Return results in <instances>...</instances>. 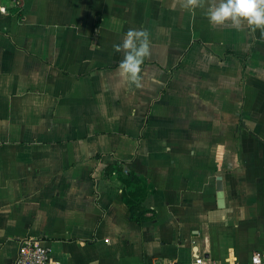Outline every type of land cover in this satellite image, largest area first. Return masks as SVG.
<instances>
[{
    "label": "crops",
    "instance_id": "0c3cea01",
    "mask_svg": "<svg viewBox=\"0 0 264 264\" xmlns=\"http://www.w3.org/2000/svg\"><path fill=\"white\" fill-rule=\"evenodd\" d=\"M218 2L0 0V264L24 237L52 264L264 260V27ZM116 164L154 188L140 222Z\"/></svg>",
    "mask_w": 264,
    "mask_h": 264
},
{
    "label": "clouds",
    "instance_id": "9594fccd",
    "mask_svg": "<svg viewBox=\"0 0 264 264\" xmlns=\"http://www.w3.org/2000/svg\"><path fill=\"white\" fill-rule=\"evenodd\" d=\"M196 4L197 0H189ZM210 23L217 24L230 20L239 27L246 20L249 25L264 27V0H219L208 11ZM147 34L130 30L121 45H116L117 51H124V58L120 62L119 71L137 86L140 82L139 72L143 58L147 55L146 47H139L137 41Z\"/></svg>",
    "mask_w": 264,
    "mask_h": 264
},
{
    "label": "built area",
    "instance_id": "2783aa9c",
    "mask_svg": "<svg viewBox=\"0 0 264 264\" xmlns=\"http://www.w3.org/2000/svg\"><path fill=\"white\" fill-rule=\"evenodd\" d=\"M16 4L19 0H13ZM13 264H52L51 249L49 246L33 237H24L19 241L18 254ZM165 264H179L176 261H169ZM186 264H220L216 260L208 259L200 255L194 256ZM249 264H264V260L260 252L256 251L252 254Z\"/></svg>",
    "mask_w": 264,
    "mask_h": 264
},
{
    "label": "trees",
    "instance_id": "16d2710c",
    "mask_svg": "<svg viewBox=\"0 0 264 264\" xmlns=\"http://www.w3.org/2000/svg\"><path fill=\"white\" fill-rule=\"evenodd\" d=\"M116 172L117 178L123 184V202L130 212V218L140 222L144 217L143 210H139L141 200L147 193L153 192L154 188L150 181L137 173L125 172L118 164L113 165L110 171Z\"/></svg>",
    "mask_w": 264,
    "mask_h": 264
},
{
    "label": "water",
    "instance_id": "95a60500",
    "mask_svg": "<svg viewBox=\"0 0 264 264\" xmlns=\"http://www.w3.org/2000/svg\"><path fill=\"white\" fill-rule=\"evenodd\" d=\"M220 200H221V193H220Z\"/></svg>",
    "mask_w": 264,
    "mask_h": 264
}]
</instances>
